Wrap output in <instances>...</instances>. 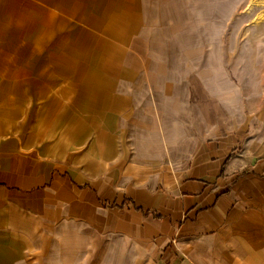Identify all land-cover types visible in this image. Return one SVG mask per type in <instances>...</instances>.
Instances as JSON below:
<instances>
[{
	"label": "crops",
	"instance_id": "0c3cea01",
	"mask_svg": "<svg viewBox=\"0 0 264 264\" xmlns=\"http://www.w3.org/2000/svg\"><path fill=\"white\" fill-rule=\"evenodd\" d=\"M216 11L193 42L159 12L68 109L0 131V264H264V42L223 56Z\"/></svg>",
	"mask_w": 264,
	"mask_h": 264
},
{
	"label": "rangeland",
	"instance_id": "374dc122",
	"mask_svg": "<svg viewBox=\"0 0 264 264\" xmlns=\"http://www.w3.org/2000/svg\"><path fill=\"white\" fill-rule=\"evenodd\" d=\"M219 2L227 13L222 17L223 56L235 54L231 43L264 42V0H0V131L20 132L22 120L32 125L34 116L48 115L54 102L68 109L97 80L94 72L102 64L93 56L108 55L106 65L113 68L122 54L117 42L133 47L141 34L136 28L143 29L159 12L163 20L172 19L168 28L180 32L177 39L186 38L188 30L191 42L200 40L201 31L208 35L220 17ZM260 59L244 66L262 70L264 53ZM221 65L243 88L246 68ZM47 122L52 125V119Z\"/></svg>",
	"mask_w": 264,
	"mask_h": 264
},
{
	"label": "bare ground",
	"instance_id": "6f19581e",
	"mask_svg": "<svg viewBox=\"0 0 264 264\" xmlns=\"http://www.w3.org/2000/svg\"><path fill=\"white\" fill-rule=\"evenodd\" d=\"M227 13L225 12V13H222V15H221V17H223L224 18V16L226 15ZM6 111V110H5ZM7 112V111H6ZM5 112V113H6ZM4 116H6L5 114H3ZM10 117V116H9Z\"/></svg>",
	"mask_w": 264,
	"mask_h": 264
}]
</instances>
